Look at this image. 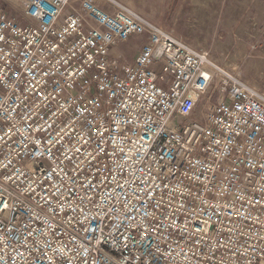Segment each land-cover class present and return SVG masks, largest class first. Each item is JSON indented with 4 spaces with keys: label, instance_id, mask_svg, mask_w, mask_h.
Instances as JSON below:
<instances>
[{
    "label": "built area",
    "instance_id": "obj_1",
    "mask_svg": "<svg viewBox=\"0 0 264 264\" xmlns=\"http://www.w3.org/2000/svg\"><path fill=\"white\" fill-rule=\"evenodd\" d=\"M19 1L0 264H264V95L118 0Z\"/></svg>",
    "mask_w": 264,
    "mask_h": 264
},
{
    "label": "rangeland",
    "instance_id": "obj_2",
    "mask_svg": "<svg viewBox=\"0 0 264 264\" xmlns=\"http://www.w3.org/2000/svg\"><path fill=\"white\" fill-rule=\"evenodd\" d=\"M119 1L196 50L208 53L211 61L236 72L244 83L264 95V0ZM0 10L21 25L29 24L19 0H0ZM143 43L126 45V59H135Z\"/></svg>",
    "mask_w": 264,
    "mask_h": 264
},
{
    "label": "crops",
    "instance_id": "obj_3",
    "mask_svg": "<svg viewBox=\"0 0 264 264\" xmlns=\"http://www.w3.org/2000/svg\"><path fill=\"white\" fill-rule=\"evenodd\" d=\"M119 1V0H118ZM121 2V1H120ZM122 3H124V4H126L125 2H122ZM142 16V15H141ZM143 17V16H142ZM144 18V17H143ZM148 21V20H147ZM148 22H151L150 20L148 21ZM156 25V24H155ZM157 26V25H156ZM177 38V37H176ZM178 39V38H177ZM180 40V39H179ZM182 40V39H181ZM180 40V41H181ZM183 41V40H182ZM185 42V41H184ZM187 43V42H186ZM188 44V43H187ZM189 45V44H188ZM191 46V45H190ZM192 47V46H191ZM193 48V47H192ZM121 49H122V51H121ZM121 49H119V51L117 52V54H120V55H122L124 58H126V52H127V50H128V48L126 47V45H124V47H122ZM130 49V48H129ZM193 49H195V48H193ZM196 50V49H195ZM198 50V49H197Z\"/></svg>",
    "mask_w": 264,
    "mask_h": 264
},
{
    "label": "bare ground",
    "instance_id": "obj_4",
    "mask_svg": "<svg viewBox=\"0 0 264 264\" xmlns=\"http://www.w3.org/2000/svg\"><path fill=\"white\" fill-rule=\"evenodd\" d=\"M202 56L204 57V62L207 63V61H210L211 58L208 53L202 51Z\"/></svg>",
    "mask_w": 264,
    "mask_h": 264
}]
</instances>
